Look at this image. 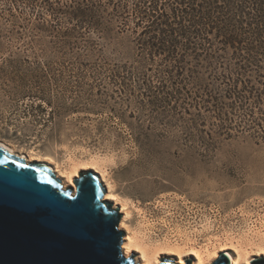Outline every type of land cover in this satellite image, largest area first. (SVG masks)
Masks as SVG:
<instances>
[{
  "label": "rangeland",
  "instance_id": "1",
  "mask_svg": "<svg viewBox=\"0 0 264 264\" xmlns=\"http://www.w3.org/2000/svg\"><path fill=\"white\" fill-rule=\"evenodd\" d=\"M114 2L0 0V142L60 168L94 159L128 201L131 224L153 222L151 240L177 226L199 245L263 228L264 138L233 130L209 139L208 151L187 135L171 86L151 95L138 73L110 72L114 62L137 63L129 33L119 31L133 0ZM86 3L95 21L73 16ZM152 79L157 86L163 74Z\"/></svg>",
  "mask_w": 264,
  "mask_h": 264
},
{
  "label": "trees",
  "instance_id": "2",
  "mask_svg": "<svg viewBox=\"0 0 264 264\" xmlns=\"http://www.w3.org/2000/svg\"><path fill=\"white\" fill-rule=\"evenodd\" d=\"M93 12L87 4L73 16L95 21ZM120 16L137 63L114 62L110 72L138 73V88L151 95L171 86L187 135L208 151L209 139L233 130L264 138V0H173L168 8L164 0H133L130 15ZM154 68L164 80L148 86Z\"/></svg>",
  "mask_w": 264,
  "mask_h": 264
},
{
  "label": "water",
  "instance_id": "3",
  "mask_svg": "<svg viewBox=\"0 0 264 264\" xmlns=\"http://www.w3.org/2000/svg\"><path fill=\"white\" fill-rule=\"evenodd\" d=\"M75 189L44 162L0 145V264H140L130 254L122 213L90 170ZM225 253L211 264H233ZM159 264L178 263L163 255ZM250 264H264V256Z\"/></svg>",
  "mask_w": 264,
  "mask_h": 264
},
{
  "label": "bare ground",
  "instance_id": "4",
  "mask_svg": "<svg viewBox=\"0 0 264 264\" xmlns=\"http://www.w3.org/2000/svg\"><path fill=\"white\" fill-rule=\"evenodd\" d=\"M0 145L4 146L8 151L15 153L13 147L1 142ZM22 157L25 158L24 156ZM26 160L32 161V159L27 158ZM37 162L47 163L55 175L61 178L64 186H72L74 189V178L79 176L81 170L95 169L99 180L105 186L111 200L115 206L119 207L122 213L121 218L128 251L130 254L135 255V259L140 264H159L163 254L176 256L178 263H185L184 257L191 254L195 258L194 264H211L218 254L222 252L228 254L233 264H250L253 256H264V227L260 229L256 228V230L251 229L238 236H224V238L218 239V242L215 241L218 245H214L215 242L213 244L210 243L212 242L211 240L207 244L205 243L206 245H199L196 244V237L195 234L192 235L193 232L191 234L190 232L185 234L179 226L170 231L167 221L162 220L163 224L169 227L168 231L161 240H151L153 235H157L156 229L153 227V222L146 217H142V220L137 225L135 224L133 226L131 224L130 218L132 214L127 208L128 201L113 191V185L106 176L105 169L98 168L99 166H97L94 159H71L64 168H60L57 164L53 165L49 157L38 159ZM175 235L176 238H172Z\"/></svg>",
  "mask_w": 264,
  "mask_h": 264
},
{
  "label": "flooded vegetation",
  "instance_id": "5",
  "mask_svg": "<svg viewBox=\"0 0 264 264\" xmlns=\"http://www.w3.org/2000/svg\"><path fill=\"white\" fill-rule=\"evenodd\" d=\"M220 254V253H219ZM219 254H218V256H219ZM227 254V253H226ZM163 255H167V254H163ZM169 255V254H168ZM191 254H188V256L186 255L185 257H184V261L186 260V259H189L190 260V264H194V260H195V258H194V255H191ZM170 256V258H172V259H175V261H177L178 262V260H177V257L176 256H174V255H169ZM217 256V257H218ZM227 256H228V254H227ZM216 257V258H217ZM215 258V259H216ZM228 258H229V256H228ZM254 258V257H253ZM229 262H231L230 261V258H229V260H228ZM229 264V263H228Z\"/></svg>",
  "mask_w": 264,
  "mask_h": 264
}]
</instances>
